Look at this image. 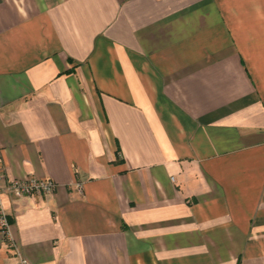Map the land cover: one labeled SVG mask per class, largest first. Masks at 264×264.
<instances>
[{"label": "crops", "instance_id": "1", "mask_svg": "<svg viewBox=\"0 0 264 264\" xmlns=\"http://www.w3.org/2000/svg\"><path fill=\"white\" fill-rule=\"evenodd\" d=\"M0 264H264V0H0Z\"/></svg>", "mask_w": 264, "mask_h": 264}, {"label": "built area", "instance_id": "2", "mask_svg": "<svg viewBox=\"0 0 264 264\" xmlns=\"http://www.w3.org/2000/svg\"><path fill=\"white\" fill-rule=\"evenodd\" d=\"M6 180L4 164L0 151V232L3 235L6 243H8L10 246H14L10 219L3 202L4 192L12 191L17 195L33 194L39 191L51 190L54 187V183L51 181H43L35 177H30L27 179H14L11 181ZM22 263L26 264V260H22Z\"/></svg>", "mask_w": 264, "mask_h": 264}]
</instances>
